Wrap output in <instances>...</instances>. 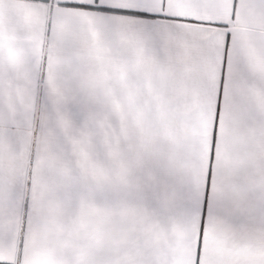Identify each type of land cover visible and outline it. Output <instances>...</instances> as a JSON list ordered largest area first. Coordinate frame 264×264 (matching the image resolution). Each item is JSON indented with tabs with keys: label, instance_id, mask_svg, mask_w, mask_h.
Masks as SVG:
<instances>
[{
	"label": "crops",
	"instance_id": "1",
	"mask_svg": "<svg viewBox=\"0 0 264 264\" xmlns=\"http://www.w3.org/2000/svg\"><path fill=\"white\" fill-rule=\"evenodd\" d=\"M252 7L256 19L250 0H166L150 10L174 19L146 27L0 0V264H196L198 252L264 264V10ZM229 31L214 126L215 34ZM190 193L210 207L202 246Z\"/></svg>",
	"mask_w": 264,
	"mask_h": 264
},
{
	"label": "snow or ice",
	"instance_id": "2",
	"mask_svg": "<svg viewBox=\"0 0 264 264\" xmlns=\"http://www.w3.org/2000/svg\"><path fill=\"white\" fill-rule=\"evenodd\" d=\"M185 3H195L206 6H215L219 5L226 0H183ZM60 7L63 9H79L84 10L86 12L97 13L99 14L102 20H107L110 22H115L116 19L122 17H130L139 20L144 23L146 27H151L149 21H157L161 19H174L171 16L165 15L163 12H154L150 9L155 6L156 3L160 4L161 8L166 6V0H109V2L101 3V0H93L92 3L86 2V0H59ZM113 4L118 5H132L130 7L125 6H113ZM259 4L261 10H264V0H250V8L252 12V18L256 19L255 13L257 9L252 7V5ZM262 25H264V16L259 18ZM212 27L217 29H228L229 24L223 20H208L206 21ZM223 35V46L217 45L216 51V59L214 65H218L213 67L211 72V83L215 89L216 96V115L214 118V126L217 123L218 114L222 111L221 108V100L224 99L226 81H227V68L229 63V48L231 44V32L220 33L217 32L215 34L216 37ZM254 44L250 43L247 55L244 60H242L241 72L250 71L251 70V61L254 55ZM47 99L45 100V106H47ZM215 141V134L213 135V143ZM214 159V153L210 154V164L209 170L207 173L206 181H205V202L207 203V192L211 189V161ZM189 195L195 196V199L199 206V238L198 245L203 244V236L206 230L210 207L206 211H202L200 208V194L199 193H190ZM225 213V208L221 209ZM226 214V213H225ZM216 239L222 243L227 242L228 234L227 229L221 227L216 232ZM196 264H199V252L196 257ZM212 264H218V262L213 261Z\"/></svg>",
	"mask_w": 264,
	"mask_h": 264
}]
</instances>
